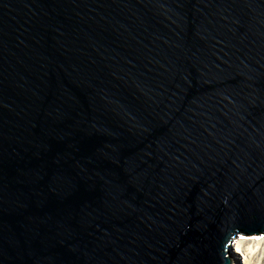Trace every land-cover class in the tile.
Segmentation results:
<instances>
[{"label": "water", "instance_id": "water-1", "mask_svg": "<svg viewBox=\"0 0 264 264\" xmlns=\"http://www.w3.org/2000/svg\"><path fill=\"white\" fill-rule=\"evenodd\" d=\"M261 234L264 0H0V264Z\"/></svg>", "mask_w": 264, "mask_h": 264}, {"label": "bare ground", "instance_id": "bare-ground-1", "mask_svg": "<svg viewBox=\"0 0 264 264\" xmlns=\"http://www.w3.org/2000/svg\"><path fill=\"white\" fill-rule=\"evenodd\" d=\"M239 235H234L231 237V243L224 250V253L227 252H235L238 254V258L234 257L233 264H241L239 254L246 253V259L244 260V264H254L259 262V264L264 263V239H260L259 236H249V237H241ZM251 244V249L248 250V246ZM231 249L234 251H231ZM234 255V254H233ZM242 258V257H241Z\"/></svg>", "mask_w": 264, "mask_h": 264}, {"label": "rangeland", "instance_id": "rangeland-1", "mask_svg": "<svg viewBox=\"0 0 264 264\" xmlns=\"http://www.w3.org/2000/svg\"><path fill=\"white\" fill-rule=\"evenodd\" d=\"M237 236V235H236ZM255 236H259L260 237V239H264V234H261V235H255ZM233 237V236H232ZM239 237V236H238ZM249 249H251V244L248 246V250ZM231 251H234V249L232 250L231 249ZM234 254V255H233ZM239 256H240V261H241V264H244V263H242V262H244V260L246 259V253L245 254H242V253H240L239 254ZM225 257L230 261V264H233V261H234V257L237 259L238 258V254H235V252H225ZM242 257V258H241ZM254 264H259V262H257V263H254ZM264 264V263H263Z\"/></svg>", "mask_w": 264, "mask_h": 264}]
</instances>
